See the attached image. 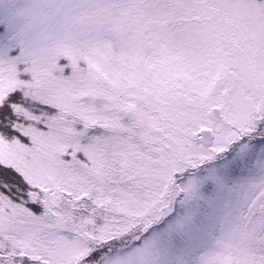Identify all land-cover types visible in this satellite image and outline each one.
I'll list each match as a JSON object with an SVG mask.
<instances>
[{"label":"snow or ice","instance_id":"snow-or-ice-1","mask_svg":"<svg viewBox=\"0 0 264 264\" xmlns=\"http://www.w3.org/2000/svg\"><path fill=\"white\" fill-rule=\"evenodd\" d=\"M0 264H264V0H0Z\"/></svg>","mask_w":264,"mask_h":264}]
</instances>
